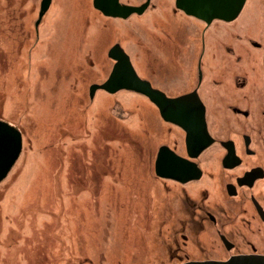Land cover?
I'll return each instance as SVG.
<instances>
[{
	"label": "rangeland",
	"instance_id": "obj_1",
	"mask_svg": "<svg viewBox=\"0 0 264 264\" xmlns=\"http://www.w3.org/2000/svg\"><path fill=\"white\" fill-rule=\"evenodd\" d=\"M93 1L53 0L37 28L43 0H0V120L23 136L21 156L0 183V264H186L251 254L222 248L212 231L197 234L184 190L156 176L158 148L183 152V133L142 95L98 91L92 99L90 90L108 80L118 43L155 88L190 92L203 35L200 92L212 112L213 93L264 92V0H248L236 21L209 28L177 10L176 0H152L128 20L105 17ZM209 189L206 181L186 191L214 207L201 199Z\"/></svg>",
	"mask_w": 264,
	"mask_h": 264
},
{
	"label": "flooded vegetation",
	"instance_id": "obj_2",
	"mask_svg": "<svg viewBox=\"0 0 264 264\" xmlns=\"http://www.w3.org/2000/svg\"><path fill=\"white\" fill-rule=\"evenodd\" d=\"M143 15L136 16L141 17ZM195 20L200 21L198 19ZM215 22L211 25L205 23V25L209 28ZM200 42L201 45L197 58L196 70L197 85L195 89L190 92H183L182 94L172 96L167 92L155 88L154 85L150 81L149 82L153 88L161 91V93L165 94L169 99L173 100L189 95H193L195 99H199L205 109L207 133L212 143L201 152L197 149V143L189 147V134H197L195 137L198 140V134L203 133L199 130L200 127H196L197 132L191 133L175 124L166 122L161 117L166 125L171 128H177L183 133V152H180L176 146H171L169 144L161 145L158 148L155 159V174L157 160L163 148H167L177 157L186 160L188 162L186 165L172 166L169 164L166 167L171 174L173 170H176L175 172H177V174L180 172L181 178L187 179L185 182L162 179L158 177L157 174L156 176L170 184L174 183L184 190L186 199H188V209L190 210L191 216H193V226L197 234L204 235V231L208 233L212 231L222 248L233 250L234 248H243L242 246H244V248H252V253L248 255L264 256L257 251V248H264V92H238V96L240 93H246L242 98H238L234 92L230 94L229 92H224V96L221 95V99L220 92H218L217 96L213 93L214 98H218L219 102L217 103L215 112H212L208 100L206 99L207 97H205L203 92H200V88L206 76L203 60L207 52V45L203 35L201 36ZM251 44L257 50L263 48V46L257 42H252ZM226 52H229L228 54L232 52L233 54V51L229 48H226ZM238 60L241 61L242 58L239 57ZM239 85L245 88L248 85L247 78L243 77ZM225 94L229 96V100L225 98ZM254 98L256 99V103L252 101ZM149 101L157 108L154 102L151 100ZM190 104L192 107L197 105L196 101H191ZM255 105L260 108L259 115L261 120L255 118L256 116L253 110ZM212 113L214 114L215 122H213L211 118ZM214 123L218 125L217 130H215L216 125ZM194 129L195 128H192V131ZM208 157H211L210 163L205 162L208 160ZM169 162H171L170 158ZM206 181H208L210 189L208 191L201 190V199L202 202L210 201L214 207H205L203 203H195L193 198H191L186 191L187 189L193 190L196 187L199 188L200 185ZM194 217H197V220H195ZM242 229L245 230L247 234L242 232ZM242 255L244 254L233 255L230 259L234 256Z\"/></svg>",
	"mask_w": 264,
	"mask_h": 264
},
{
	"label": "water",
	"instance_id": "obj_3",
	"mask_svg": "<svg viewBox=\"0 0 264 264\" xmlns=\"http://www.w3.org/2000/svg\"><path fill=\"white\" fill-rule=\"evenodd\" d=\"M53 0H43L36 23L38 28L45 14L49 11ZM152 0H147L140 7L128 6L121 0H94V8L104 16L114 19L127 20L133 15H143ZM248 0H176V8L189 17L198 19L207 25L215 21L231 23L236 21L241 15ZM109 58L115 61L113 70L108 80L101 85L91 87V98L93 99L99 90L108 94H117L121 91L136 93L146 97L155 103L160 111L161 117L169 123L175 124L186 131L197 132L196 127H200L202 134H198L196 139L194 134H189L188 145L198 144L197 149L201 152L212 142L207 133L205 121V109L199 99L193 95L178 99H169L161 91L153 88L151 83L142 79L135 70L131 58L120 44L114 46L109 52ZM193 98V99H192ZM191 101H196L195 107L190 106ZM192 128H195L192 131ZM23 150V136L21 131L0 120V183H2L14 168ZM169 158L171 162H169ZM186 165L188 162L177 157L167 148L160 151L156 174L162 179H172L185 182L187 179L181 178L180 172L169 173L166 169L168 165ZM182 173V172H181ZM186 264H264V256L242 255L234 256L226 262L207 261L189 262Z\"/></svg>",
	"mask_w": 264,
	"mask_h": 264
},
{
	"label": "bare ground",
	"instance_id": "obj_4",
	"mask_svg": "<svg viewBox=\"0 0 264 264\" xmlns=\"http://www.w3.org/2000/svg\"><path fill=\"white\" fill-rule=\"evenodd\" d=\"M244 10V9H243ZM243 12V11H242ZM97 93V92H96Z\"/></svg>",
	"mask_w": 264,
	"mask_h": 264
}]
</instances>
